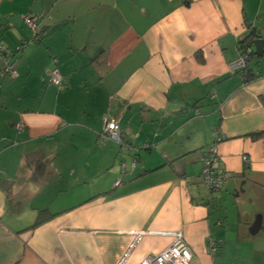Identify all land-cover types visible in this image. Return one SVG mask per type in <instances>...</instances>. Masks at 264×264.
Listing matches in <instances>:
<instances>
[{"label":"crops","instance_id":"1","mask_svg":"<svg viewBox=\"0 0 264 264\" xmlns=\"http://www.w3.org/2000/svg\"><path fill=\"white\" fill-rule=\"evenodd\" d=\"M26 17L41 41L17 50ZM251 31L264 0H0V264H138L173 230L191 264H264V54L236 65ZM104 117L136 153L102 141Z\"/></svg>","mask_w":264,"mask_h":264},{"label":"built area","instance_id":"2","mask_svg":"<svg viewBox=\"0 0 264 264\" xmlns=\"http://www.w3.org/2000/svg\"><path fill=\"white\" fill-rule=\"evenodd\" d=\"M26 23L28 26L35 31L36 25L33 17H26ZM33 42V39L30 40V43ZM5 47L3 44H0V60H3V66L0 69V78L4 77H12L16 74L14 69V63L8 62L6 58L3 59V51ZM251 53V49L249 47H244L240 49V56L236 61V65L240 68L244 67L246 61L249 58V54ZM48 81L50 84L55 86H59L62 81V76L59 70L56 67H53L48 72ZM1 85V84H0ZM17 129H21L22 124H17ZM211 136L214 141L212 144L207 145L201 156L202 169L200 171V177L202 182L205 184L206 188L209 191V197L215 191H218L222 187V183L224 182L226 175L223 172H220L216 169L215 165L218 160V149L217 142L224 138V135L217 127H214L210 131ZM100 136L103 142L107 140L115 141L120 145V147H127L133 152H137L138 148L128 141H124L122 137V132L119 126L118 119H113L110 117L103 118V129L100 132ZM243 160L246 162V155L243 156ZM136 158L133 157L130 167L132 168L135 165ZM119 167L122 171L126 170V164L124 161L119 162ZM121 182V179L118 178L115 181V185H118ZM156 232V231H155ZM158 233H164L170 235V242L167 246H165L160 251L145 256L138 264H191V260L193 258V250L186 243L183 233L180 230L173 231H158ZM140 238V235L136 236L133 243L129 246L128 250L134 246ZM210 251L213 253L217 248V243L213 239L208 240Z\"/></svg>","mask_w":264,"mask_h":264},{"label":"trees","instance_id":"3","mask_svg":"<svg viewBox=\"0 0 264 264\" xmlns=\"http://www.w3.org/2000/svg\"><path fill=\"white\" fill-rule=\"evenodd\" d=\"M36 25V24H35ZM255 36H257V34L254 32V31H251L246 37H245V39H243L241 42H240V49L241 48H244V47H249L250 49H251V43H252V41H253V39L255 38ZM31 39H33V42L34 43H37V42H39V41H41V35H40V32H39V30L37 31L36 29H35V31H33V35L31 36ZM29 40H21V46L20 47H18V49L17 50H22L25 46H27L28 44H29ZM5 47V46H4ZM11 53H9V51L7 50V48H5V50L3 51V59L4 58H6V60L8 61V62H13V61H10L9 60V57L12 55V53H13V51H10ZM254 52L252 51V49H251V53L249 54V58H248V61H249V59L251 58V56H252V54H253ZM0 61H2V65L0 66V69L2 68V66H3V60H0ZM247 63V62H246ZM245 79H248V77H249V75H248V73H246L245 72ZM7 77H9V76H7ZM47 77H48V74H47ZM4 78H6V77H4ZM4 78H0V80L1 79H4ZM258 134H260V133H254L253 135L255 136V135H258ZM39 222H41V219L40 218H37V220L35 221V224H38Z\"/></svg>","mask_w":264,"mask_h":264},{"label":"water","instance_id":"4","mask_svg":"<svg viewBox=\"0 0 264 264\" xmlns=\"http://www.w3.org/2000/svg\"><path fill=\"white\" fill-rule=\"evenodd\" d=\"M251 45L253 46L252 51L254 54L261 56L264 54V38H261V36L257 35L253 39Z\"/></svg>","mask_w":264,"mask_h":264}]
</instances>
